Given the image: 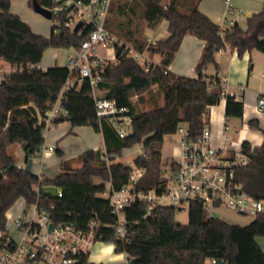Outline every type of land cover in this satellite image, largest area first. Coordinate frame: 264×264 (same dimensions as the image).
<instances>
[{
  "label": "trees",
  "instance_id": "trees-1",
  "mask_svg": "<svg viewBox=\"0 0 264 264\" xmlns=\"http://www.w3.org/2000/svg\"><path fill=\"white\" fill-rule=\"evenodd\" d=\"M11 1L0 0V60L10 64L38 66L46 50L79 48L92 30L89 25L83 31L75 32L65 27L66 14H60L52 18L60 23L58 34L54 32L55 26L50 37L35 34L25 21L11 12ZM137 1L144 9L147 27L155 30L162 20H166L169 35L148 44V40L136 36L131 28L136 9L128 0L113 1L111 12L115 18L111 20L114 30L125 43L139 51L147 48L151 55H159L162 59L147 72L136 61L119 56L117 62L107 65L102 73L103 79L97 86L101 91L98 97L115 100L118 106L129 108L133 115V131L127 138H120L108 121L98 119L89 80L80 79L78 72L71 73L67 66L25 70L0 84V169L8 176L7 181L0 179V231H7L6 213L19 199H24L28 206L38 203L48 211L56 225L74 223L78 229H86L93 218L103 224L115 222L109 199L100 195L107 194L110 184L114 190L125 187L135 169L145 170L137 189L148 191L162 187L165 137L176 134L182 124L187 126L191 137H197L208 123L206 117L210 115V108L220 104L221 90L209 91L210 80L215 78L220 83V79L218 75L206 73L209 66L218 70L216 54L227 46L240 55L253 50L264 54V12L252 15L245 30L238 23L228 26L213 22L199 11L200 0H170L167 5L163 0ZM28 2L31 7L34 3L49 10L55 7L52 0ZM183 5L189 12L180 10ZM109 21L110 18V25ZM188 35L206 44L196 67L198 78L168 70ZM68 79L72 86L61 102L63 111L56 124L70 122L73 126L93 128L102 134L105 149L84 153L80 157L82 166L78 169L65 168L53 180L40 179L32 172L18 169L9 154L10 147L16 143L32 155L45 143L42 128L32 127L37 121L34 115L19 112L15 107L33 102L42 113L49 111ZM160 98L163 99L161 107ZM226 99L225 117L241 119L243 102L233 97ZM140 104H150L153 109L142 111ZM249 124L258 127L253 120ZM138 145L145 154L136 157L133 165L116 162L126 149ZM241 150L248 154L250 163L237 170L236 179L243 182L252 197L264 201V140L257 147L244 141ZM37 185L59 187L63 195L58 198L50 192H42L38 197ZM147 207L138 201L124 210L131 222L129 234L114 250L125 253L129 264H207L212 260L225 264H264V251L257 242L258 236H264V215L247 225L232 224L207 217L202 203L196 201L191 203L189 221L183 225L176 222L177 210L173 207L156 208L151 216L144 218ZM103 231L105 238L102 241L110 242L112 229L106 227Z\"/></svg>",
  "mask_w": 264,
  "mask_h": 264
},
{
  "label": "built area",
  "instance_id": "built-area-1",
  "mask_svg": "<svg viewBox=\"0 0 264 264\" xmlns=\"http://www.w3.org/2000/svg\"><path fill=\"white\" fill-rule=\"evenodd\" d=\"M52 1L55 4L50 9L52 18L54 15L66 14L65 27L74 31L77 24L83 22L78 30L81 32L87 26H92L80 47L71 48L72 55L67 67L71 73L78 72L80 79L89 80L98 119H105L120 138H127L133 131V115L129 108L118 106L115 100L98 97L97 86L103 79L102 73L107 65L115 64L119 56L136 61L147 72L159 64L153 60L147 48L137 50L110 29L108 20L113 0ZM226 4L229 17L238 13L235 1L226 0ZM53 21L54 32L58 34L60 23ZM105 51L107 56L101 55ZM35 68L39 67L32 64L13 65L0 60V84L13 75ZM71 86L72 81L68 79L53 107L45 113L33 102L16 106L15 110L32 113L37 120L32 127H41L45 137L57 125V119L63 111L61 102ZM227 97L241 100L229 89V85L224 84L221 87V99ZM256 109L258 112L264 111V95L258 97ZM206 120V127L195 138L190 136L185 124L178 128L176 134L179 135L180 160L171 161L165 166L162 187L148 191L137 189L139 180L145 174L144 169H135L129 176L128 184L119 190L109 185L107 198L112 214L115 215L112 224H103L93 218L86 229H78L74 223L56 225L48 211L38 203L29 206L25 203L24 209L22 207L16 214L9 210L6 213V227L8 221L12 222L18 236L14 238L8 228L5 232L0 231V264H92L89 251L96 242L105 238L104 228L112 229V240L109 243L114 249L126 241L131 222L127 220L124 210L138 201L148 206L144 218L151 216L156 208L189 209L191 203L196 201L202 203L209 218H218L216 211L223 206L242 216L256 218L264 215V201L252 197L245 190L243 182L236 179L237 170L250 163L248 154L241 149L231 152L226 146H216L209 118L206 117ZM142 154H145L144 151ZM17 167L25 170V166ZM0 179L8 180L3 169H0ZM36 192L38 197L42 196V192ZM55 195L62 197L63 192L59 187ZM211 264L219 263L212 260Z\"/></svg>",
  "mask_w": 264,
  "mask_h": 264
},
{
  "label": "crops",
  "instance_id": "crops-1",
  "mask_svg": "<svg viewBox=\"0 0 264 264\" xmlns=\"http://www.w3.org/2000/svg\"><path fill=\"white\" fill-rule=\"evenodd\" d=\"M233 1L237 3L236 8L238 13L234 14L232 17L227 15L226 0H200L198 9L219 25L227 24L232 26L238 23L240 27L246 30L248 19L252 15L260 12L259 2L261 0H255V2L252 3H243V0ZM238 1L240 4L242 3V5H244L246 12L244 16H242V13L245 12L240 10ZM169 2L170 0L168 3ZM11 4V12L25 21L35 34L45 37L51 36L52 29L49 34L47 30H41L38 26V19L33 14V8L28 0H12ZM164 22H166L165 25ZM161 25H164L167 35L165 38L160 39L164 40L169 35L168 21L162 20L159 27H161ZM159 27L153 31L156 33ZM151 42L154 43L153 41ZM205 45V42L197 37L191 35L186 36L182 41L179 51L175 54L174 60L168 66V70L188 78H198L196 67L201 59ZM152 58L158 64H160L162 60L159 55H152ZM216 61H218V70H216L214 66H209L206 73L209 76L218 75L220 83H217L215 78L211 79L209 91H220L224 84L229 85V89L238 97H241V101L244 104L241 123L251 127L249 124L251 120L257 122L258 128L263 132V136L257 137L256 141L252 138L253 133L249 130H245L244 134H240L238 131L236 132L240 136L237 144L238 149H234L232 144L225 140L226 132L229 130L227 124L229 119L225 117L227 99H222L219 105L210 108V115L207 116L213 131V142L216 146H226L231 152L239 151L244 141L250 142L253 147L260 146L264 140V111L258 112L256 107L258 97L264 95V77L261 76V66L253 62V51H247L240 55L237 50L232 49L230 46H227L216 54ZM38 67L43 70L47 69L42 67V62ZM260 77L263 78L262 81ZM100 93L101 91L97 90V95ZM135 100L136 98L133 99L134 102ZM159 105L160 107L163 106V99L161 98ZM151 109L153 108L143 110L149 111ZM44 138V145L32 155L33 166L31 172L40 179L46 178L53 180L63 173L65 168L78 169L82 166L80 157L84 153L96 150L104 151L105 149V143L101 133L95 132L94 129L89 126H73L70 122H63L55 125L48 131ZM23 161L24 162L19 165H26L27 152L25 153ZM57 189L58 188L54 186L44 185H37L35 187L36 191L50 192L52 194H55ZM257 242L260 243L259 245L264 251V239H257ZM90 262L92 264H129L127 255L125 253H116L112 246L108 248L102 247L95 261L90 260ZM207 264H211V262L208 261Z\"/></svg>",
  "mask_w": 264,
  "mask_h": 264
},
{
  "label": "rangeland",
  "instance_id": "rangeland-1",
  "mask_svg": "<svg viewBox=\"0 0 264 264\" xmlns=\"http://www.w3.org/2000/svg\"><path fill=\"white\" fill-rule=\"evenodd\" d=\"M126 1V0H124ZM130 3V6H132L135 10V14L132 16L134 22L132 23V30L134 31V34L136 36L142 37L143 39H145L146 41L151 40L153 42H156V40H160L162 38H165L166 35V31L164 29V25L166 22H164V25H161V27H159L158 31L155 33L153 30L149 29L146 25V20H145V16H144V9L142 8V5L137 1V0H128ZM169 0H163V4L168 3ZM183 1V0H182ZM255 2V0H243V3H252ZM239 3V8L240 10L245 12L244 9V5H242V3ZM186 5V4H185ZM183 5L180 10L184 13L189 12L187 7ZM33 8V7H32ZM259 8H260V12H264V0H261L259 2ZM33 14L37 17L38 19V26L41 28V30H44L47 32H51L52 27L55 25L53 20H49L46 19L45 17H43L42 15H39L37 12H35L34 8H33ZM246 14L242 13V16H244ZM115 18V16H113V13L111 14L110 17V28L113 29V31H115L116 29L114 28V23L111 19ZM119 20H123V19H119ZM115 29V30H114ZM118 29V28H117ZM124 29V28H123ZM122 30V29H120ZM116 35L120 37V34L115 31ZM122 39V38H121ZM122 41H124L122 39ZM254 53V63H258L259 66H261V76L264 77V54H262L261 52L257 51V50H253ZM72 55V49L71 48H49L48 50L45 51L44 55H43V59H42V67L44 68H49V67H65L68 65L69 59ZM101 55L103 56H107V52H102ZM157 58V57H156ZM260 58V59H259ZM260 80L262 81L263 78L260 77ZM136 101V100H135ZM140 110H148L149 108H152V105H143L140 104L139 105ZM229 130L226 132L225 135V140L228 143L232 144V147L234 149H238V140H239V135L236 132H240V134H244L245 130H249L251 133H253L252 138H254V140L257 141V137H261L263 136V132L261 129H259L258 127H248L245 124L241 123V119L239 118H230L227 121ZM9 154H11L14 163L18 166L20 163H23L24 161V157H25V153L24 149L22 147L21 144L16 143L13 144L10 149H9ZM143 152V149L140 145L135 146L134 148L131 149H126L124 151V154L122 155V157H118L116 159V162H121L124 164H131L133 165L134 163V159L136 157H138L139 155H141ZM162 158L165 161V166L171 162V161H179L180 160V143H179V135L178 134H174V135H169L167 137H165L164 139V143L162 146ZM100 197L102 198H107L108 195L104 194V195H100ZM24 205H25V201L24 199H19L14 206L10 209V211L12 213H18V210L21 209L23 207L24 209ZM217 216L219 219L225 220L229 223L232 224H238V225H247L249 223H251L255 218L253 216H242V215H238L236 213H234L231 209H228L226 207L223 206V208H219L217 211ZM175 220L177 223L179 224H187L189 221V209L185 208L183 210H177L176 213V217ZM7 228L10 232V234L17 239V233H16V229L14 227V225L12 224V222L8 221L7 223ZM257 239H264V236H258ZM102 247H111V244L109 242H105V241H98L95 243L94 246H92L90 248V260L95 261L97 255L100 253V249ZM114 253V251H113Z\"/></svg>",
  "mask_w": 264,
  "mask_h": 264
},
{
  "label": "water",
  "instance_id": "water-1",
  "mask_svg": "<svg viewBox=\"0 0 264 264\" xmlns=\"http://www.w3.org/2000/svg\"><path fill=\"white\" fill-rule=\"evenodd\" d=\"M33 8L35 10V12H37L38 14L42 15L43 17H45L46 19L49 20H52V12L41 6L40 4L38 3H34L33 5ZM83 25V22L77 24V26L75 27L74 31L77 32L80 27ZM32 166H33V157H32V154L30 152L27 153V162H26V165H25V171L27 172H31L32 171ZM51 228L53 227V224L50 225ZM219 264H225L223 261H218Z\"/></svg>",
  "mask_w": 264,
  "mask_h": 264
}]
</instances>
